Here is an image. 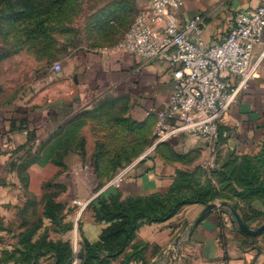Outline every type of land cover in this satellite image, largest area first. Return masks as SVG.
<instances>
[{
    "label": "crops",
    "instance_id": "0c3cea01",
    "mask_svg": "<svg viewBox=\"0 0 264 264\" xmlns=\"http://www.w3.org/2000/svg\"><path fill=\"white\" fill-rule=\"evenodd\" d=\"M183 1L184 5L173 14L179 23L198 14L203 16L205 47L219 42L232 30L238 11L255 8L259 3L258 0ZM148 3L149 0H137L135 15L127 23L129 27ZM155 31L161 36L159 27ZM263 46L264 31L262 43L255 49V59ZM60 63L61 69L56 71L58 83L46 84L40 90L39 97H48L45 102H34L33 106L16 102L10 107H0V264H54L55 261L51 253L39 258L29 254L23 258L21 254L24 250L21 237L37 219H44V228L51 225L44 217L43 207L35 206L37 201L43 203V185L51 179L47 175L40 180L35 177L34 171L40 166L32 163L26 169L29 175L26 185L19 167L23 163L22 152L33 148L35 141L46 137L69 116L103 98L114 100L116 105L124 103L122 117L148 129V145L152 144L157 115L148 111L163 109L174 89L171 65L158 60L144 61L128 52H111L105 47L81 50ZM159 144L142 149L143 156L125 169L118 184L112 183V178L103 180L93 173L82 174L76 163L71 167L74 175L68 176L67 170L59 173L58 182L67 189L58 201L66 202L65 221L73 222V228L62 232L50 230V239L74 241L79 246L76 251L86 240L97 242L108 223L95 218L96 197L116 192L122 199L168 193L179 171L194 169L195 152L186 157L191 149L208 155L209 164L228 152L260 154L264 144V58L239 102L221 119L217 139L211 141L182 132ZM212 150L216 152L212 154ZM46 166L41 169L45 171ZM59 170L62 169L58 167L55 172ZM204 208L198 203L186 205L165 221L142 222L133 242L124 252L110 258L108 264H121L136 244L144 249L141 258L131 264H264V232L244 235L246 232L240 230L234 215L218 208L197 222ZM38 238L39 234L32 242Z\"/></svg>",
    "mask_w": 264,
    "mask_h": 264
},
{
    "label": "rangeland",
    "instance_id": "374dc122",
    "mask_svg": "<svg viewBox=\"0 0 264 264\" xmlns=\"http://www.w3.org/2000/svg\"><path fill=\"white\" fill-rule=\"evenodd\" d=\"M54 1L56 6L51 9L28 8L22 14H17L21 9L12 13L6 8L4 1L0 0V107H10L16 102L29 106H33L34 102H45L48 97L41 98L39 93L44 85L58 83L55 63L62 62L81 50L115 44L129 27L127 23L135 15L137 2ZM57 3L63 5L60 7ZM41 30L46 32L45 35L40 33ZM46 43L48 46L42 49V45ZM117 104L112 99L103 98L90 108L78 110L60 126L52 129L46 137L35 141L33 148H28L25 153L23 151L22 162L28 157L36 158L35 163L40 167L34 171V176L39 180L47 175L52 181H58L59 173L66 170L67 175L72 176L75 172L71 167L75 163L82 174L93 173L103 180L114 179L119 172L143 155L142 149L148 150L153 145H148V129L122 117L124 103ZM123 119L127 121H121ZM212 151V154L216 152ZM192 152L196 154L193 157L196 165L190 172H194L192 187L197 191L193 195L205 202L199 204L204 207L216 204L218 209L230 211L233 215V206H238L235 210L241 218L246 214L244 223L248 227L255 229L262 225L263 204L261 201L249 203L253 198H249L251 194L240 178L243 177L242 158L247 154L228 152L214 164H209L208 155L204 156L196 149L187 151L186 157L191 156ZM113 164H117L114 170ZM43 166H46L45 171L41 169ZM58 167L62 170L55 172ZM246 173L249 176L251 174ZM51 192L60 193L56 187ZM260 194H264L263 190ZM251 204L256 205L260 213H263L253 212L249 206ZM35 206L40 209L43 203L37 201ZM78 250L73 256L72 264H79Z\"/></svg>",
    "mask_w": 264,
    "mask_h": 264
},
{
    "label": "built area",
    "instance_id": "2783aa9c",
    "mask_svg": "<svg viewBox=\"0 0 264 264\" xmlns=\"http://www.w3.org/2000/svg\"><path fill=\"white\" fill-rule=\"evenodd\" d=\"M258 1L255 8L235 14L234 27L222 40L205 47L201 14L179 23L173 12L184 5L183 0H149L124 36L105 47L173 67L174 89L167 105L148 111L157 115L150 149L182 132L211 141L218 138L221 119L239 102L264 58V46L254 58L264 31V0ZM156 27L161 29V36ZM54 67L60 70L61 63L56 62ZM124 172H119L112 183L118 184Z\"/></svg>",
    "mask_w": 264,
    "mask_h": 264
},
{
    "label": "trees",
    "instance_id": "16d2710c",
    "mask_svg": "<svg viewBox=\"0 0 264 264\" xmlns=\"http://www.w3.org/2000/svg\"><path fill=\"white\" fill-rule=\"evenodd\" d=\"M2 1L12 13L16 9H21V11H17V14H22L28 8H30L29 10H40L41 8L51 9L56 6L54 0ZM57 4L60 7L63 5V3ZM40 33L45 35L46 32L41 30ZM47 46L48 43L43 44L42 49ZM121 121H127V119ZM242 159L244 160L243 172H241L243 177L240 178L244 182V187L251 194L249 198H253L252 202L249 203L255 204L261 201L264 208V194H260L262 190L264 192V144L260 154L246 155ZM35 160L36 158L28 157L23 163L19 164L22 180L26 185L29 182L26 169L30 164L35 163ZM112 166L114 170L117 164ZM246 172H251L250 176ZM192 180H194V172L179 171L171 190L166 194L127 199H122L119 192L110 193L109 195L100 194L94 200L95 218L98 221L108 223V225L102 230L97 242L90 243L86 240L78 250L79 264H108L110 258L124 252L126 247L133 242L136 231L142 222H162L173 217L186 205L205 203L201 198L193 195L197 191H194L192 187ZM101 186L100 184L98 188ZM54 187L60 193L53 192L52 194L51 191ZM43 189L42 207L44 217L50 220L51 225L44 228V219H37L21 237V242L24 245L21 254L23 258H26V254H29V257L34 255V258H39L51 253L54 255V264H72L76 252L73 244L69 240L54 241L50 239V230L62 232L73 228V222L65 221L67 216L66 203L57 199L62 192L66 191L67 187L61 182L49 180L44 183ZM252 204L249 205L250 209L255 213H260L257 206ZM233 207L237 210L238 206ZM245 217L246 214H243L242 218L246 223ZM37 234H39V238L32 242L33 237ZM244 235L248 236L247 233H244ZM143 249L138 244L133 245V251L126 254L121 264H131L133 261L140 259Z\"/></svg>",
    "mask_w": 264,
    "mask_h": 264
},
{
    "label": "water",
    "instance_id": "95a60500",
    "mask_svg": "<svg viewBox=\"0 0 264 264\" xmlns=\"http://www.w3.org/2000/svg\"><path fill=\"white\" fill-rule=\"evenodd\" d=\"M217 208H218V205L216 204H207L204 210L202 211L200 217L198 218L197 222L201 221L208 212H210L213 209H217ZM233 213L235 215L237 224L241 231L246 232L253 236L259 235L264 232V223L260 225L258 228L252 229L244 223L241 216L238 214V212L235 209H233Z\"/></svg>",
    "mask_w": 264,
    "mask_h": 264
},
{
    "label": "bare ground",
    "instance_id": "6f19581e",
    "mask_svg": "<svg viewBox=\"0 0 264 264\" xmlns=\"http://www.w3.org/2000/svg\"><path fill=\"white\" fill-rule=\"evenodd\" d=\"M74 248L77 249L78 248V244L75 242L74 243Z\"/></svg>",
    "mask_w": 264,
    "mask_h": 264
}]
</instances>
